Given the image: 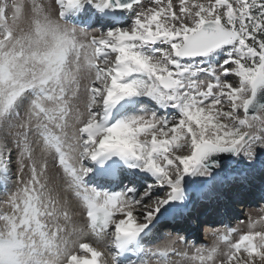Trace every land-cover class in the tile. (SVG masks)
Here are the masks:
<instances>
[{"label":"snow or ice","instance_id":"6c2138e0","mask_svg":"<svg viewBox=\"0 0 264 264\" xmlns=\"http://www.w3.org/2000/svg\"><path fill=\"white\" fill-rule=\"evenodd\" d=\"M262 93L264 0H0V264H264V217L152 235L228 162L264 171Z\"/></svg>","mask_w":264,"mask_h":264},{"label":"bare ground","instance_id":"6f19581e","mask_svg":"<svg viewBox=\"0 0 264 264\" xmlns=\"http://www.w3.org/2000/svg\"><path fill=\"white\" fill-rule=\"evenodd\" d=\"M68 19H72V21H73V19H77V18H75L74 16H71V15H69V17H68ZM236 165V163L235 162H228V164H227V166H226V172H225V175H224V177H223V180H222V182H219V183H217L216 185H214V186H210L208 189H206L204 192H203V194H201V195H199V196H197V197H194L193 198V200H191L189 203H188V205L186 206V208H187V210H190L191 212H192V210H191V208H193V213H195V212H197L198 211V207H200V205H201V203H202V201H200V199L203 197L205 200H207V199H209L210 201H213V198H215V202L213 203V204H215L214 206H218L220 203H221V205H223V207L226 205V207L225 208H227V201L225 200V199H227L228 197H229V199H228V201H230L231 202V199H230V197L231 196H228V197H226L225 199L223 198V196H224V194H225V191H226V194H228V195H233V193H235L236 191L235 190H237V187H238V185L239 184H241V183H250V184H248V185H250L249 186V188L247 189V190H245V191H243V192H241L240 194H238L237 196H236V198L238 199V200H242L243 198H245V196H247L248 194H253L254 192H255V190H253V185L251 184V182H252V180H253V177H256V173L259 171V170H261L260 169V167L259 166H257V168L255 169V170H250V169H247L246 168V166L245 165H243L242 166V168H241V166H240V168L239 167H237V166H235ZM52 171L54 172V173H52ZM262 171V170H261ZM263 173H264V171H262ZM56 171L53 169V170H50V176L52 177V180H53V182H55V183H59V179H58V177L56 176ZM261 174V173H260ZM93 179V174L91 173L90 174V176H89V182H91V180ZM261 181V180H260ZM11 182V181H10ZM10 182H9V184H8V187H9V185H10ZM115 190H117L118 191V189H115ZM115 190H113V191H115ZM229 191H230V193H229ZM2 193H4V190L3 189H0V195L2 194ZM3 195V194H2ZM217 195H219V196H221L222 198L220 199H218L217 198ZM223 195V196H222ZM224 202V203H223ZM230 205V204H229ZM205 206V205H204ZM231 206V205H230ZM185 208V207H184ZM244 210L245 209V206L242 208V206H239V207H236V214L235 213H233V212H231V209L229 208L228 209V211L227 210H224V212H226V214L225 215H222V221L224 220V222H225V225H228V226H231L230 225V220H232L233 218H235V216H237V213L239 212V210ZM180 210H182V209H180ZM78 211V209L77 208H74L73 209V212H77ZM178 215H174V216H172V215H170L169 217H167V218H175V217H177ZM167 218H162V220H165V219H167ZM73 219L74 220H76L77 222H82L81 221V218L79 217V216H75L74 215V217H73ZM238 223V222H237ZM224 224V223H223ZM234 225V224H233ZM213 226H214V224L211 226V228H210V231H212L213 230ZM227 226V227H228ZM236 226H238V225H236ZM234 227V226H233ZM191 229H194L193 227L191 228ZM209 228L207 227L205 230H208ZM197 235L198 234H196V235H194V236H189V235H187V237H188V242L189 243H191V238L193 239L194 237H197ZM237 236H234L233 238H236ZM87 239L88 240H91L92 239V237H87ZM194 240V239H193ZM203 241H206V242H208V240L205 238V239H202ZM162 241V240H161ZM189 245H191V244H189ZM209 245V244H208ZM182 248L183 247H185L186 248V246L185 245H183V246H181ZM184 248V249H185ZM188 250H191V249H188ZM190 253V252H189ZM176 255H173L172 257H171V259L173 260V258L175 257ZM177 257H180V256H177Z\"/></svg>","mask_w":264,"mask_h":264},{"label":"rangeland","instance_id":"374dc122","mask_svg":"<svg viewBox=\"0 0 264 264\" xmlns=\"http://www.w3.org/2000/svg\"><path fill=\"white\" fill-rule=\"evenodd\" d=\"M28 2L30 3V0H28ZM42 2L47 3V0H42ZM83 18H85V17H83ZM72 23H74V22H72ZM235 166H237L239 168L241 166V168H242L243 165L236 163ZM260 172H261V170H259L258 173H260ZM52 173H54V172L52 171ZM56 176H57V174H56ZM256 179L259 180V182H262L263 181V174L262 173L261 174H258ZM255 184L256 183H253V186H255ZM13 187H14V180H12L10 182V185H9L8 189H12ZM254 193H256V192H254ZM254 193L251 194V197H249L245 201L238 202L237 204H235L238 207L239 206H242V208L245 206V209L244 210H242V209L239 210V212L237 213V216H235V218H233L232 220H230L231 227H233V226L234 227H237L236 225H238L241 232L247 230V223H248V217L249 216H251L254 219H258L260 217H264V200H259L258 199V195L256 196ZM2 194L0 195V200H3L5 198L4 193H2ZM250 200H253V201H250ZM249 204H251V205H249ZM0 211H2V209H0ZM234 212H235V210H234ZM235 214H236V212H235ZM241 221H243V223H240ZM202 223H205V222H202ZM204 225H201L199 227H197V225H195L193 227L194 229L197 228L195 234H198V235H197V237H194L193 238L194 240L191 238V243L188 242V244H191V245L194 244L196 246H211L215 242V240H216V236L213 235V230L214 229H217V228L223 229V228H225V227L228 226V225H225V222L223 221V222L214 224L213 230L212 231H209V230H205V228H207L208 225H206V224H204ZM205 238L208 240V242L202 240V239H205ZM236 238H238V236ZM236 238H233V239H236ZM160 242L162 243L163 240L160 241ZM181 246H183V245L182 244L177 245V248L179 250H181V251H188V252H190L189 253V256H190L191 255V250H188L189 248H185V247L182 248ZM221 250L222 251L224 250V245L223 244H221ZM173 260L174 261H177V262H180V264H189V262L185 258H182V257L175 256L173 258Z\"/></svg>","mask_w":264,"mask_h":264},{"label":"water","instance_id":"95a60500","mask_svg":"<svg viewBox=\"0 0 264 264\" xmlns=\"http://www.w3.org/2000/svg\"><path fill=\"white\" fill-rule=\"evenodd\" d=\"M261 99L264 100V93L261 94Z\"/></svg>","mask_w":264,"mask_h":264}]
</instances>
